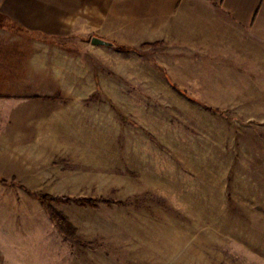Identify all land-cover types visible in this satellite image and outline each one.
Returning <instances> with one entry per match:
<instances>
[{
	"label": "rangeland",
	"instance_id": "rangeland-1",
	"mask_svg": "<svg viewBox=\"0 0 264 264\" xmlns=\"http://www.w3.org/2000/svg\"><path fill=\"white\" fill-rule=\"evenodd\" d=\"M98 29L54 43L52 96L6 97L0 264H264V72Z\"/></svg>",
	"mask_w": 264,
	"mask_h": 264
},
{
	"label": "crops",
	"instance_id": "crops-1",
	"mask_svg": "<svg viewBox=\"0 0 264 264\" xmlns=\"http://www.w3.org/2000/svg\"><path fill=\"white\" fill-rule=\"evenodd\" d=\"M102 25L108 38L133 47L148 45L165 55L181 50L180 57L186 48L199 49L200 55L231 57L241 76L256 65L264 72V0H0V127L21 104L7 96L54 94V43L64 46L72 35ZM7 161L16 157L4 138L1 170Z\"/></svg>",
	"mask_w": 264,
	"mask_h": 264
},
{
	"label": "trees",
	"instance_id": "trees-1",
	"mask_svg": "<svg viewBox=\"0 0 264 264\" xmlns=\"http://www.w3.org/2000/svg\"><path fill=\"white\" fill-rule=\"evenodd\" d=\"M114 46L119 48L115 44H114ZM120 49L130 50L131 48L130 47H120ZM46 203L47 202L44 201V204H46ZM47 210L50 211L52 219L54 220V222H56V224L59 228V231L63 235V237L66 238L67 240L75 241L76 240V234L74 232V229L68 224V222L61 215H58L52 208L47 207Z\"/></svg>",
	"mask_w": 264,
	"mask_h": 264
},
{
	"label": "water",
	"instance_id": "water-1",
	"mask_svg": "<svg viewBox=\"0 0 264 264\" xmlns=\"http://www.w3.org/2000/svg\"><path fill=\"white\" fill-rule=\"evenodd\" d=\"M92 44L95 45V46H103V47L112 46L111 42H108L106 40H103V39H100V38H97V37L92 39Z\"/></svg>",
	"mask_w": 264,
	"mask_h": 264
}]
</instances>
